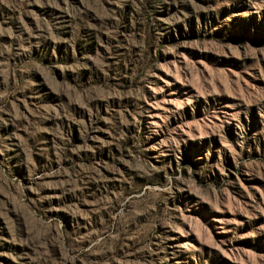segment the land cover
Listing matches in <instances>:
<instances>
[{
	"label": "rangeland",
	"instance_id": "rangeland-1",
	"mask_svg": "<svg viewBox=\"0 0 264 264\" xmlns=\"http://www.w3.org/2000/svg\"><path fill=\"white\" fill-rule=\"evenodd\" d=\"M0 264H264V0H0Z\"/></svg>",
	"mask_w": 264,
	"mask_h": 264
}]
</instances>
